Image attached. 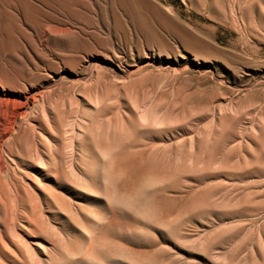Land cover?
<instances>
[{"label":"rangeland","instance_id":"374dc122","mask_svg":"<svg viewBox=\"0 0 264 264\" xmlns=\"http://www.w3.org/2000/svg\"><path fill=\"white\" fill-rule=\"evenodd\" d=\"M0 264H264V0H0Z\"/></svg>","mask_w":264,"mask_h":264}]
</instances>
